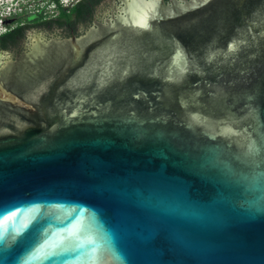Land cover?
Listing matches in <instances>:
<instances>
[{"label":"water","instance_id":"obj_1","mask_svg":"<svg viewBox=\"0 0 264 264\" xmlns=\"http://www.w3.org/2000/svg\"><path fill=\"white\" fill-rule=\"evenodd\" d=\"M0 61V264H264V0H122Z\"/></svg>","mask_w":264,"mask_h":264},{"label":"trees","instance_id":"obj_2","mask_svg":"<svg viewBox=\"0 0 264 264\" xmlns=\"http://www.w3.org/2000/svg\"><path fill=\"white\" fill-rule=\"evenodd\" d=\"M50 1L55 4V7L59 12L54 17H47L48 15L45 13V8L35 11L30 15L27 14V9H24L21 12L16 11L12 13L10 18L13 19L7 24V26L11 28L12 24L16 25L12 29L0 34V50L11 47L12 42H18L19 40L26 38L28 32L32 29L42 30L48 26L69 29L84 27L79 33H77V35L73 36L83 35L92 26L97 23H104L107 18H110L113 14L117 13L119 6L122 4V0H73L69 4L63 3L62 0ZM164 2L170 5L174 3V0H164ZM101 7L109 8V10H112L113 12L111 11V16L105 17L103 20L95 21L93 24L95 12ZM73 36L67 35L64 38H71Z\"/></svg>","mask_w":264,"mask_h":264},{"label":"flooded vegetation","instance_id":"obj_3","mask_svg":"<svg viewBox=\"0 0 264 264\" xmlns=\"http://www.w3.org/2000/svg\"><path fill=\"white\" fill-rule=\"evenodd\" d=\"M111 11L109 10V8H106V7H101L100 9H98L95 12L93 24L95 23V21L103 20L105 17L111 16V13L113 12ZM45 13L48 15L47 17H51V16L54 17L59 12L57 10L55 14H49V11H46ZM27 14L30 15L28 12ZM12 19L13 18H10V17L6 18V20L4 21V24L6 25L5 30L1 31L0 34L6 32L9 29H12L16 25V24H12L11 28L7 26V24L10 23ZM83 28L84 27H79L76 29H73V28L69 29V28H64V27L61 28L57 26H52V27L48 26L47 28L45 27L43 30H44V34L46 38H64L67 35L69 36L77 35V33H79ZM34 30L35 29H32L31 31H29L26 38H23L22 40H19L18 42H12L11 47L4 49V50H0V61L1 62L6 61L11 58L16 60L17 58L22 56L25 52H27L31 45V41L34 37L32 34V31Z\"/></svg>","mask_w":264,"mask_h":264},{"label":"rangeland","instance_id":"obj_4","mask_svg":"<svg viewBox=\"0 0 264 264\" xmlns=\"http://www.w3.org/2000/svg\"><path fill=\"white\" fill-rule=\"evenodd\" d=\"M10 1V0H9ZM73 0H62L63 3L69 4ZM1 4V0H0ZM20 8H17L16 11L21 12L24 9H27L29 14H32L35 11H38L42 8H45L46 11H49V14H55L57 12V8L55 7V4H53L50 0H24L21 4V6H17ZM11 17V16H8ZM6 16H0V32L5 30V24L4 21L6 20Z\"/></svg>","mask_w":264,"mask_h":264},{"label":"clouds","instance_id":"obj_5","mask_svg":"<svg viewBox=\"0 0 264 264\" xmlns=\"http://www.w3.org/2000/svg\"><path fill=\"white\" fill-rule=\"evenodd\" d=\"M24 0H1L0 4V16H11L12 13L16 12L17 6H21Z\"/></svg>","mask_w":264,"mask_h":264}]
</instances>
